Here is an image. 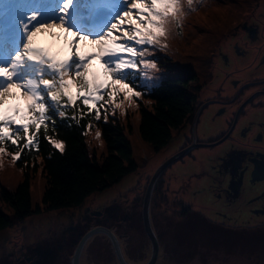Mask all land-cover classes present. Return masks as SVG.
Wrapping results in <instances>:
<instances>
[{
	"label": "snow or ice",
	"instance_id": "snow-or-ice-1",
	"mask_svg": "<svg viewBox=\"0 0 264 264\" xmlns=\"http://www.w3.org/2000/svg\"><path fill=\"white\" fill-rule=\"evenodd\" d=\"M197 3L0 0V158L22 161L40 152L42 139L63 154L65 141L55 135L61 119L86 136L92 120L107 121L110 107L113 116L125 101L131 107L142 94L135 74L152 79L148 71L157 65L146 57L168 47L162 41Z\"/></svg>",
	"mask_w": 264,
	"mask_h": 264
},
{
	"label": "rangeland",
	"instance_id": "rangeland-1",
	"mask_svg": "<svg viewBox=\"0 0 264 264\" xmlns=\"http://www.w3.org/2000/svg\"><path fill=\"white\" fill-rule=\"evenodd\" d=\"M245 1L247 2V10L243 17L254 10L256 6L255 0ZM230 7L231 3L229 4V0H223V3L217 5L208 14L202 15L200 18L196 15L193 18V22L198 21V29L195 32H193L191 27L185 32L183 22L181 27H174L170 37L166 41H162V43H167L168 47H156L153 49L154 54L146 57L148 60L155 61L157 65V70L148 71V75L152 79L145 80L143 73L138 72L135 74L140 79L138 82L141 85L146 83L147 88L159 85L169 75L166 72V68L161 66L162 61L175 68L174 72L171 73L172 75L182 72L196 73L200 77L201 82L204 83V88L200 95L202 109L207 108L210 103L207 97L213 98L219 89V83L206 87L212 70H214L213 66L211 67L212 63L209 54L211 55L215 52L217 40L220 39L222 34H218L219 39L217 37L215 39L212 36L214 31L208 29L216 27L215 30L226 31L230 25V28L234 26V24L229 23L234 21L233 18L222 14L225 11L227 12ZM220 16L223 18L217 21ZM209 22H215V24L212 26V23L208 24ZM41 39H50V37L41 36ZM226 40V37L222 38L221 36L218 46H226ZM217 67L215 70H217ZM234 68L236 69L237 67ZM236 76L234 75V77ZM135 90L140 91L142 94L138 98H133L134 103H132L131 107H129V102L125 101L122 109L115 110V116L124 118V123L127 121L128 111L131 112V118L139 119L137 105L139 100L146 99L143 94L144 89L135 88ZM15 102L13 101V103ZM112 110L110 107L108 119ZM212 110V108L203 109V112L198 117V122H202L205 131H209V113ZM138 119L135 123L134 132L132 133L128 129L135 157L140 165L137 173L127 176L111 189L91 196L78 208L45 214L7 228L0 232V246L9 249L10 246H14L17 242L19 244L40 241L44 246L49 243L48 245L51 247L46 246L44 249L48 251L47 255L49 257H54L60 255L61 251L57 250V248L68 243L72 248L66 254L72 257L78 245L79 239L77 237L79 234L82 232L86 234L96 226H103L115 233L128 261L135 264L146 262L152 252V243L144 228L142 217L146 189L156 169L164 161L183 150L174 154L179 145H181L183 133L186 132V135H189L190 127L192 126L188 125L183 132L175 135L174 141L181 137L179 141L173 145L171 144L168 149L163 150L161 153L154 154L139 138ZM96 130L92 128L88 132L86 142L91 154H96L100 157L104 149V143L101 135L99 139L96 138ZM205 138H208V135H205ZM221 142L222 140L210 144H201L211 150H199L203 151V156L200 155L201 158H199L197 153H194L195 159L197 158V164L190 157L185 158L183 163H175L177 162L175 160L169 165L170 168L165 169L163 175L158 178L150 207L152 225L160 247L156 264H264V230L240 231L210 227L203 218L185 214L188 211L187 209L190 208L186 205H190L194 209L206 208L204 203L195 197L192 190L201 186L199 178L202 177V173L199 171L207 166L204 159L213 150H219L220 147L217 146ZM8 151L12 152L10 149ZM23 172V167L19 165V161H14L11 155L6 154L0 158V186L4 185L9 189H13L23 178ZM42 190L43 178L39 168L32 184L34 203L41 200ZM126 202L129 203L128 207L136 213L137 221L134 224H130V222L110 224L109 226L94 225V223L86 224V217L90 210L111 204H115L114 207L116 205L126 207ZM184 207H187V209L183 210L182 208ZM207 220L212 223L211 219ZM1 253L3 252L1 251ZM81 264L121 263L116 256L110 238L104 233H97L88 240L81 256Z\"/></svg>",
	"mask_w": 264,
	"mask_h": 264
},
{
	"label": "flooded vegetation",
	"instance_id": "flooded-vegetation-1",
	"mask_svg": "<svg viewBox=\"0 0 264 264\" xmlns=\"http://www.w3.org/2000/svg\"><path fill=\"white\" fill-rule=\"evenodd\" d=\"M255 1L254 10L239 21L234 20V26L213 32L215 39L222 33L220 39L222 36L227 40L226 46H218V38L215 52L209 54L214 70L206 87L219 83L216 96L207 97L209 108H203L213 109L209 113V131L197 119L189 135L183 133L181 145L174 152L192 146L175 163L190 157L197 164L194 153L201 158L203 151L210 149L201 144L222 140L217 146L220 149L204 159L207 166L199 171L201 186L192 190L206 208L186 205L190 208L182 209L190 215L211 219L219 228L240 231L264 230V0ZM114 205L90 210L86 224L109 226L135 219V211L128 207V202L126 207ZM48 244L33 241L17 242L9 249L0 246V264H73L72 257L66 254L72 248L70 244L58 247L60 255L54 257H49L44 249L51 247Z\"/></svg>",
	"mask_w": 264,
	"mask_h": 264
},
{
	"label": "trees",
	"instance_id": "trees-1",
	"mask_svg": "<svg viewBox=\"0 0 264 264\" xmlns=\"http://www.w3.org/2000/svg\"><path fill=\"white\" fill-rule=\"evenodd\" d=\"M221 3L223 0H213L209 5L196 7V11L184 17L186 18L185 32L189 27L193 29V32L198 29V21L193 22L196 15L200 18ZM230 3V9L222 14L229 15L233 20L238 21L246 13L247 2L229 0ZM210 23L212 26L215 24V22L208 24ZM215 28L208 30L216 31ZM212 36L215 38L216 35L212 34ZM161 66L166 68L169 75L159 85L152 88L135 85L139 89H144L143 94L146 96V99L139 100L137 105L138 135L142 143L147 145L154 154L168 149L174 142L175 135L181 133L188 125L192 126L196 123L202 109L200 95L204 88V83L201 82L198 74L182 72L172 75L171 73L175 70L172 65L162 61ZM130 115L131 112L128 111L126 123L124 118L112 114L107 121L92 120L93 128L99 129L104 143L100 157L91 154L86 136L82 134L83 127H77L75 122H71L72 126L68 127L66 125L69 122L61 119L55 135L56 138L65 141L64 153L61 154L42 139L39 153H29L22 161H19V165L24 170L23 178L19 183L13 189L1 184L0 232L35 217L78 208L91 196L105 192L122 182L127 176L137 173L140 165L128 135L129 131L134 132L137 119L131 118ZM88 119L90 118H85L82 124ZM39 168L43 178V190L41 200L34 203L32 184ZM162 175L163 173L160 177ZM185 214H188V211ZM203 219L210 227L219 228L209 222L208 218ZM136 221L135 216L130 224ZM83 233L77 237L79 241Z\"/></svg>",
	"mask_w": 264,
	"mask_h": 264
},
{
	"label": "water",
	"instance_id": "water-1",
	"mask_svg": "<svg viewBox=\"0 0 264 264\" xmlns=\"http://www.w3.org/2000/svg\"><path fill=\"white\" fill-rule=\"evenodd\" d=\"M192 148V146L187 147L185 149H183L182 151L178 152L177 154L173 155L172 157H170L169 159H167L166 161H164L155 171V173L153 174L148 187L146 189V193H145V197H144V202H143V210H142V217H143V223H144V228L151 240L152 243V252H151V256L150 258L141 264H156L157 259H158V255H159V240L157 238V235L153 229V225H152V220H151V214H150V207H151V199H152V194L155 188V185L157 183L158 178L160 177V175L164 172L165 169H167L169 167V165L171 163H173L175 160H178L179 158L183 157L190 149ZM97 233H104L106 234L114 247L116 256L119 260V262L121 264H135V263H131L130 261L127 260L126 256L124 255V252L122 250L121 247V243L119 241V239L117 238V236L115 235V233L107 228V227H103V226H96L94 228H92L91 230H89L86 234L83 235V237L80 239V242L78 243L74 254L72 256V263L73 264H81V256L82 253L84 251V248L88 242V240L94 236Z\"/></svg>",
	"mask_w": 264,
	"mask_h": 264
}]
</instances>
